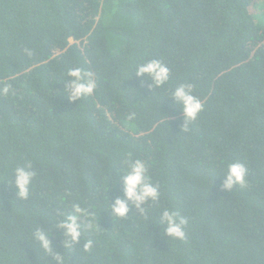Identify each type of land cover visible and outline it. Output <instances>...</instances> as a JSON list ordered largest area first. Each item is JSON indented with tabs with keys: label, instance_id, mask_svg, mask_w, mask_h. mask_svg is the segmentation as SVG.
Masks as SVG:
<instances>
[{
	"label": "trees",
	"instance_id": "16d2710c",
	"mask_svg": "<svg viewBox=\"0 0 264 264\" xmlns=\"http://www.w3.org/2000/svg\"><path fill=\"white\" fill-rule=\"evenodd\" d=\"M253 1L0 0V87L15 90L0 95V264H264V14ZM151 58L170 68L168 85L136 75ZM77 66L98 86L70 100L63 80ZM185 81L204 104L186 127L169 96ZM128 153L160 185L147 219L131 200L125 217L109 207L125 196ZM236 160L248 184L223 188ZM25 163L36 171L27 200L8 182ZM73 203L97 227L66 249L57 224ZM164 207L188 219L185 240L163 233Z\"/></svg>",
	"mask_w": 264,
	"mask_h": 264
},
{
	"label": "clouds",
	"instance_id": "9594fccd",
	"mask_svg": "<svg viewBox=\"0 0 264 264\" xmlns=\"http://www.w3.org/2000/svg\"><path fill=\"white\" fill-rule=\"evenodd\" d=\"M261 5L264 6V0H261ZM28 55L31 51L25 49ZM135 73L138 76H144L151 80V87L161 88L168 85L171 77L170 68L160 59L151 58L144 63H140L135 67ZM65 81V92L70 100H78L83 97L93 95L97 89L98 82L95 74L88 69L80 66L67 69ZM15 95V90L10 82L4 83L0 87V95ZM175 101V106L179 108L187 122L195 120L198 115L204 110V104L200 97L195 94V84L191 81H185L174 87L169 93ZM135 112L128 114V120L134 119ZM124 167L117 171V176L121 171L125 173L123 176L124 182V198L117 197L114 203L108 205L114 217H125L128 214L129 208L127 201L135 202L137 208L140 209V215L147 219L148 210L151 202H159L161 200V191L159 183L153 181L149 172V164L143 158H132V154L128 153V157L123 161ZM248 169L246 165L236 160L227 164L224 172L223 188L233 189L235 186L245 187L248 184L247 179ZM36 171L31 163H25L16 166L12 170V174L8 179L10 184H14L16 188L15 196L19 199L27 200L30 194V189L33 185ZM144 205V207H141ZM74 211L71 214L59 213L64 216L63 223L57 224L58 227L64 229L66 249L73 247L80 239L82 231L85 229L96 230V225L89 220L87 224L81 223V217H90L91 213L88 209L81 207L80 204L73 203L71 205ZM59 212V210H57ZM158 224L164 225L163 233L174 240L183 241L186 238L185 228L188 224V219L181 216L174 208L164 207L159 213ZM33 239L37 242L40 249L45 254L52 252L51 241L48 239V233L40 226H37L32 232ZM93 248L91 239L84 243L83 250L90 251ZM57 264H64L65 256L56 254Z\"/></svg>",
	"mask_w": 264,
	"mask_h": 264
},
{
	"label": "rangeland",
	"instance_id": "374dc122",
	"mask_svg": "<svg viewBox=\"0 0 264 264\" xmlns=\"http://www.w3.org/2000/svg\"><path fill=\"white\" fill-rule=\"evenodd\" d=\"M252 12L257 18L262 17L264 14V6L261 5V0H254L252 5Z\"/></svg>",
	"mask_w": 264,
	"mask_h": 264
}]
</instances>
